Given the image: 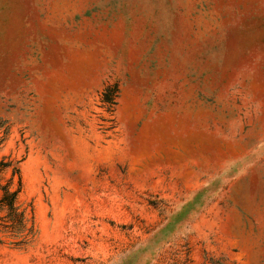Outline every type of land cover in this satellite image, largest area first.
<instances>
[{
  "label": "rangeland",
  "instance_id": "1",
  "mask_svg": "<svg viewBox=\"0 0 264 264\" xmlns=\"http://www.w3.org/2000/svg\"><path fill=\"white\" fill-rule=\"evenodd\" d=\"M0 125V264H264V0H0Z\"/></svg>",
  "mask_w": 264,
  "mask_h": 264
},
{
  "label": "trees",
  "instance_id": "2",
  "mask_svg": "<svg viewBox=\"0 0 264 264\" xmlns=\"http://www.w3.org/2000/svg\"><path fill=\"white\" fill-rule=\"evenodd\" d=\"M119 90L116 85L109 86L102 94L101 101L109 113L115 112ZM5 132L0 125V144ZM19 162L0 161V244L22 248L29 244L36 232L33 212L27 213L20 204L22 178ZM11 170L10 178L5 173Z\"/></svg>",
  "mask_w": 264,
  "mask_h": 264
}]
</instances>
